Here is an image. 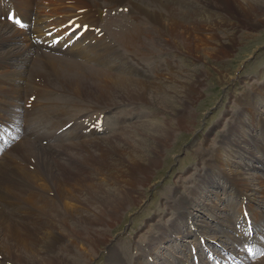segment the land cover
<instances>
[{
    "label": "bare ground",
    "instance_id": "bare-ground-1",
    "mask_svg": "<svg viewBox=\"0 0 264 264\" xmlns=\"http://www.w3.org/2000/svg\"><path fill=\"white\" fill-rule=\"evenodd\" d=\"M251 19L255 24H251ZM17 21L21 24L17 25ZM101 24L114 27L120 24L122 28L127 24L134 27L143 24L142 28L146 26L154 34L158 32L157 39L162 43L164 31L175 44L185 46L171 53L191 55L201 65L213 62L214 66L215 62L224 61L219 52H223L225 44L233 43L228 30L239 35L247 24L250 29L264 25V0H0V264H85L82 255H87L88 249L78 239H73L82 224H90L93 215L105 216L112 210L119 212L125 204L140 203L141 199L134 193L135 186L145 185L140 179L159 165L161 152L168 149V140L185 129L182 112L155 106L175 115L174 120H167L168 127L148 128L150 133L135 141L131 133L128 134L134 125L122 126L106 142L113 146L112 158L105 157L107 165L91 163L87 178L81 180L86 171L84 164L79 162L86 159L81 138L91 136L87 139V154L91 159L93 155L101 156L98 135L103 133L104 127L97 124L99 118L95 121L97 125L93 119L91 133H86L83 119L93 114L85 113L89 108L84 106L86 101L91 99L98 103L99 92L104 89L124 93L136 91L138 95L149 97V101H158L156 95L164 97L161 92L164 87H169L165 91L167 98L176 93L172 88L175 84L184 88L181 77L169 73L156 75L154 83L104 74V82H100L97 66L103 62L97 49V28H101ZM107 28L104 27L106 31ZM153 36L135 34L125 40L128 46L145 51L143 48L147 49L145 44L149 39L156 42V35ZM119 37L124 40L121 33ZM169 39L164 38L166 43ZM209 74L210 71H206L207 79L213 77ZM214 75L219 82L228 84L233 80L232 75L219 68ZM195 79L200 77L193 76L189 82ZM110 82L109 89L106 84ZM251 93L252 102L244 95L237 98L236 117L229 115L228 124L221 129L218 140L212 141L215 147L212 153L206 151L209 135L203 140L191 141L192 150L200 156L199 163L210 169L208 173L217 175V169L224 176L228 174L229 186L223 191L231 189V194L239 198V212L247 214L242 217L244 225H239L242 231L234 226L238 215L229 218L232 228H228L232 234L239 231L244 234L241 235L243 244L233 240L241 254L235 257L236 251L233 252L234 259L231 255L220 259L217 254L214 260L208 254L215 251L200 253L201 241L204 245L213 240L217 244L215 241L220 237L213 240L207 237L215 230L209 225L197 224L196 217L189 211L196 208L197 203L183 197L189 193L183 192L180 197L176 189L166 198L176 216L170 220L169 227L163 229L168 235L157 231L159 224L156 223L146 229L148 237L143 245L146 249L130 245L129 250H122L112 244V237L97 241L95 253L106 251L107 264H148L152 256L159 258L157 249L190 236L198 242L195 241L193 247L189 244L190 257L199 251L197 257L206 255L210 264H264V82L253 85ZM71 95L73 99L68 100L66 108L65 98ZM118 97L121 99L117 104L123 105L120 93ZM70 111L74 114L68 119ZM253 120L256 125L249 124ZM124 129L128 131L122 133ZM163 139L167 141L162 142ZM254 150L262 155L255 157ZM119 151L123 152L125 163L118 160ZM238 157L240 162L236 161ZM205 180L202 179V183ZM53 186L60 189L56 195L52 194ZM90 193L96 197L92 203L86 201L91 198L88 197ZM41 219L47 220V224L35 228ZM178 221L194 224L197 231L184 234ZM171 234L175 235L173 239ZM72 248L78 252H73ZM162 259L158 264L168 263L166 257ZM201 261L196 260L195 264H202Z\"/></svg>",
    "mask_w": 264,
    "mask_h": 264
},
{
    "label": "rangeland",
    "instance_id": "rangeland-1",
    "mask_svg": "<svg viewBox=\"0 0 264 264\" xmlns=\"http://www.w3.org/2000/svg\"><path fill=\"white\" fill-rule=\"evenodd\" d=\"M122 15L123 13L120 16ZM235 17L239 18V15L235 14ZM238 20L241 25H245L242 23V19ZM253 21L254 19H251V24H255ZM101 25V28H97L100 34H98L99 39L97 38V49L99 50V53H97L99 54V59L103 62V65L97 66V69L99 68V72L101 73L99 78L100 82H104L105 76L111 75L139 80L146 83H154L157 79L155 77L156 75L169 73L171 76H180L182 79L181 81L184 82V88L180 87L178 83L175 84L172 88L177 90L176 93L169 94L172 97L167 98L165 97V91L168 90L166 88L169 87H164L161 89V92L164 93L165 98L161 94H157L156 96L160 99H157L158 101L154 99L149 101V97H144V94L138 95L136 91L133 93H124L117 90H112L111 92L104 89L101 91L102 93L99 92L98 103L91 99L86 101L84 106L89 108H87L85 113L89 112L93 114L92 116L84 117L83 126L86 128V133H91L89 130L91 124H93L91 121L95 119L94 124H96L95 121L99 118L97 124H103L104 127L102 126L103 133L98 135V143L101 146L102 155L104 157H101L102 155L98 156L99 154H97L93 155L94 157L91 159L90 154H87V149H89V141L87 139H91V136L88 135L86 138H81V144L84 147L83 156L86 158L84 161L78 160L81 164H84V169H86L85 174L83 173L81 176V180L87 178L88 172L91 170V163L94 165L105 164V157L109 156L112 158L111 151H113V146H111L112 144L110 142H106L117 134L119 132L118 129L122 126H126V124L130 126L134 125L133 128H129L130 131L128 134L131 133L135 141L141 140L143 138L141 135L150 133L149 130L151 128L156 129L157 127V129H159V127L162 126L163 128L168 127L167 120H174L175 115L163 112L162 109L159 110L157 107L165 108L168 111L174 109L182 112V123L185 125V129L177 131L175 136L169 139L170 141L168 140V149H166L165 152H161L162 157L160 158L159 165L155 168H151L148 171V175L140 179L144 181L145 185H142V187L140 185L135 186L136 190L134 193L141 199L140 203L132 205L125 204L119 212L112 210L111 213L105 216L101 214H97V216L93 215L90 219V224L89 222L82 224L80 232L76 233L73 238L78 239V241L88 249V254L82 255V258H84L82 260H85V264H107V252L104 251L96 254L95 244H97V241H106L109 237L113 238L112 244H115L122 250H129L130 245H134V248H145L143 245L146 244L145 240L148 237V230H146L149 229L148 225L158 223L159 228L156 230H160L162 233L167 234L163 229H167L170 220H173L176 216H173V208L171 204L167 202L166 198L168 195L171 196L176 189H179L180 197L183 196V192L189 193V195L183 197H186L189 201L194 199L197 203L196 208L194 207L189 210L199 222L197 224H201L204 227L209 225V228L215 230L214 232H210L207 237L211 240H213L214 237H220L215 241L217 244L213 242L214 240L205 243V245L201 241L200 244L202 246L199 248L200 253H213L215 251L213 253L214 255L208 254V256H211L215 260V255L217 254L220 259H225V257L229 255L233 257L232 254L236 251L235 253L237 255H235V257H237L241 254L238 253L240 249H238L233 242L237 240L239 242L241 241V244H243V236H241L243 232H240L242 230L239 225H244V219H242L243 214L239 212V198H235L234 194H231V192H233L231 189H227L226 193L223 191L224 188L229 186V176L227 173L226 176H224V173L217 169H215L217 175L208 173L210 169L203 167L199 163L200 156L192 150L191 141L197 139L200 141L203 140V137L209 135L207 137L206 151L212 153L213 150H215L212 141L214 142L215 139L218 140L217 137L222 133L221 129L228 124V118H230V116L236 117L237 112L235 111L238 109L236 104L237 98L244 95L252 102V86L264 82V25L256 29H250L249 24H247L245 30H241L239 35H237L236 31L231 29L228 30L230 32V40H232L233 43L227 42L225 44L223 52H219V57L225 59L224 61H218V64H215V62L214 66L213 62L201 65L198 63V60L191 55L186 56L182 53H171V50L176 48L184 49L185 46L182 48L181 44H175L172 37L164 31L163 36L160 34L163 39V44L157 39L159 33L155 31L154 34L146 26V29L142 28L144 27L143 24H135V27L127 24L124 28H122L123 26L120 24L121 27H119V25L116 27L106 24ZM103 26L107 28L108 31H106ZM145 32L146 34H144ZM120 33L122 37H124V40L120 37L118 38V34ZM110 34H112V37ZM135 34H143V36L148 35V38L149 35L151 37L156 35V42L149 39V43L145 44L147 49L143 48L145 51L138 49L137 46L134 45L130 47L125 39ZM103 36H105V39ZM113 36L115 37L113 38ZM165 37L170 38L168 43L165 42ZM241 37H245V39L242 40ZM100 38L102 39L100 40ZM160 42L161 44H159ZM218 68L232 75L233 80L228 84L217 81L214 73ZM128 71H130V73ZM206 71H210L209 76L213 77H208L207 79L205 77ZM193 76L200 77V79L189 82V78ZM197 80L199 81L198 83ZM111 85V82L106 84L109 89ZM119 93L124 100L123 105L117 104L121 99L118 97ZM67 97L68 96L65 98L67 100L66 105H64L66 108L68 107L67 105H69L68 100L73 99L72 95L69 96L68 99ZM253 104L254 103H252V105ZM114 113L116 114L114 118H112L111 116ZM73 114L74 112L70 111L69 117L67 118H71ZM108 116L111 117V120ZM253 121V123L249 124L256 125V120ZM126 131H128V129H124L122 133H126ZM169 133L172 134V132ZM245 133L244 131V134ZM262 136H264V133H262ZM161 141L164 142L167 140L163 139ZM248 141L253 143L250 140ZM122 153L123 152L119 151L117 158L119 161L125 163V156L122 157ZM253 153L255 157H260L262 155L261 152L256 150H254ZM236 161L240 162L241 158L236 159ZM105 165H107V163ZM112 173H115V170H113ZM202 179H206L204 183H202ZM113 180L111 181L113 182ZM82 186L85 185L82 184ZM58 192H60L59 187L53 186L52 194L56 195ZM91 194L92 193H90V195L87 194L88 197H91L86 200L90 201L88 203H92L96 198ZM3 209H5V207H3ZM248 215L250 217L249 213ZM234 216H236V218L239 217L237 221L234 222V226L240 231L233 232L232 234L230 230L232 228L230 219ZM182 220L183 218L180 221ZM46 221L45 219H41V221H38L39 224H37L35 228H42L47 224ZM180 221L178 222L181 223ZM184 221L181 223L184 234L189 231H197V228H193V226H195L194 224L192 225ZM216 222H221L224 226L219 227ZM167 235H164L166 239ZM171 235V239H173L175 235ZM193 237L194 236L185 238L182 242H176V244L174 242H172V244L169 242V244L163 245L160 249L156 250L157 253L159 252V254H157L159 258L152 256V261H147L149 262L148 264L163 262L162 258L165 257L168 260L167 264H195V261L200 259H202V264H208L210 261L206 255V260L205 257H197L199 251L194 253V257H190L189 252L191 249L189 250V244L191 243V247H193L195 246L194 242L197 240L195 237L196 240L193 241ZM219 242H222V244ZM196 243L198 242L196 241ZM172 245L174 246L171 247ZM234 246H236V249H233ZM221 249H223L224 252ZM72 251L78 252V249L72 248ZM225 253L227 255H225ZM58 255L59 254L55 255V258H57ZM242 255H244V252ZM242 257H239V259ZM190 259L194 260L191 261ZM223 262H225V260H223Z\"/></svg>",
    "mask_w": 264,
    "mask_h": 264
},
{
    "label": "snow or ice",
    "instance_id": "snow-or-ice-1",
    "mask_svg": "<svg viewBox=\"0 0 264 264\" xmlns=\"http://www.w3.org/2000/svg\"><path fill=\"white\" fill-rule=\"evenodd\" d=\"M9 19H12V17H11V16H9ZM17 23H19V21H17Z\"/></svg>",
    "mask_w": 264,
    "mask_h": 264
}]
</instances>
